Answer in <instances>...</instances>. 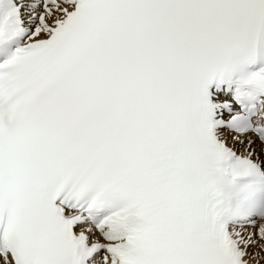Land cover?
I'll use <instances>...</instances> for the list:
<instances>
[{"label": "snow or ice", "instance_id": "obj_1", "mask_svg": "<svg viewBox=\"0 0 264 264\" xmlns=\"http://www.w3.org/2000/svg\"><path fill=\"white\" fill-rule=\"evenodd\" d=\"M0 264H264V0H0Z\"/></svg>", "mask_w": 264, "mask_h": 264}]
</instances>
